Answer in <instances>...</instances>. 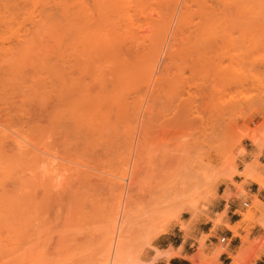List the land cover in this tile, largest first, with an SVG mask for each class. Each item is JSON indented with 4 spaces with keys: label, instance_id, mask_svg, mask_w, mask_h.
Wrapping results in <instances>:
<instances>
[{
    "label": "rangeland",
    "instance_id": "374dc122",
    "mask_svg": "<svg viewBox=\"0 0 264 264\" xmlns=\"http://www.w3.org/2000/svg\"><path fill=\"white\" fill-rule=\"evenodd\" d=\"M196 5H191L192 11L196 8L193 15L198 14L193 17L194 22L191 23L194 24H174L178 7L171 11V0H158L155 4L146 5L144 12L135 16L134 30L136 34L139 32V40L142 41L140 38L146 24L158 9H162L171 18L167 25L169 39L166 37L154 69L145 58L131 61L132 71L121 76L123 81L115 89L110 84L114 78L111 67L103 59H98L89 62V71L78 76L76 85L67 82L66 88L54 89L57 92L52 94L53 91L47 89L51 84L57 86V79L42 64L55 51V44L49 41L43 47H31L21 67V92L16 97L15 93L11 94V104L17 98L14 105L20 109L9 120V132H19L27 142L26 148L35 144L40 146L42 151L37 150V154L41 159L38 160L40 162L31 161L36 155L32 153L21 156L10 153L0 163V264H104L109 256L104 250L106 234L112 228V217L120 218L125 200L130 203L126 208L123 237L133 259H150L155 252L147 249L148 242L151 241L153 248L158 249L155 247L160 243L158 237L178 226L180 231H173L192 242L186 248L187 255H198V264H217V260L210 263V258L226 245L219 242L218 235L216 249L209 251L206 242L213 239V229L208 234H195L194 225L204 219L212 222L209 216H212L213 202L218 193L227 185L241 190L247 167L252 166L253 172L264 178L263 167L258 160L260 151L249 139L255 140L264 132V0H197ZM241 31L246 33L248 67L253 74L248 92L250 102L235 114L233 123L236 125L222 133L220 131L224 130H217L212 122L217 115L212 120L207 119L212 111H220L217 104L220 97L216 95L221 93V89L213 70L218 62V53L226 47L224 42L237 37ZM189 37L190 42L186 41ZM140 41L139 44L142 43ZM129 42L131 39H125L124 45ZM165 49L170 55L163 53ZM105 81V86H101ZM62 96L68 101L78 102L74 110L85 118L81 121L70 119L64 110L66 103H63L65 99ZM81 97L83 101L80 103ZM87 99L89 101L85 102ZM40 103L45 108L42 111ZM11 104L13 113L15 107ZM31 116L34 119H30ZM36 118H39L37 123H43H38L40 127H46L38 131L41 136L31 131L32 120ZM193 120L197 125H193ZM47 129L51 130L50 133L46 132ZM35 137L39 139L36 142ZM30 139L35 140L32 142ZM240 143L247 155L237 159ZM49 165L55 169L54 173L61 174L58 173V178L54 175L57 180L54 177L50 182L54 186L49 183L50 187H47V183L43 186L41 182L40 169ZM198 166L205 167L201 171L207 175L203 179L204 184L187 195L183 192L187 182L183 179L189 173L186 170ZM121 171H126V175L122 179L125 193L120 197L110 180ZM130 172L134 173L132 181L128 178ZM224 173H229L230 177L221 178ZM232 176H235L234 183ZM237 179H241L240 182ZM231 195L237 196L228 194L226 189L221 194L226 198ZM189 201L194 204L190 206ZM260 209V201L255 196L237 211L241 219L236 223L240 222L239 229L244 231L241 242L253 255L259 242L258 238H249V234L255 225H262L264 213L255 215ZM155 212L162 215L161 219L152 218L148 227H141L143 219ZM219 214L223 216L224 211ZM167 250L157 251L156 256L166 257Z\"/></svg>",
    "mask_w": 264,
    "mask_h": 264
},
{
    "label": "bare ground",
    "instance_id": "6f19581e",
    "mask_svg": "<svg viewBox=\"0 0 264 264\" xmlns=\"http://www.w3.org/2000/svg\"><path fill=\"white\" fill-rule=\"evenodd\" d=\"M171 1H172L171 11H174L173 9H176L178 7V13L176 14L177 17L174 24H189V23L194 24L191 22L192 21L194 22L193 17L195 14L193 15V12L195 11L196 8L194 9V11H192L191 5H196L197 0H181V1L171 0ZM157 2L158 0H0V163H3L5 159H7V156L10 153L17 155L20 154V156L21 154L28 155L32 153L36 155L32 157L31 161L32 160L38 161L41 159V156L37 154V150L42 151V148L40 146H38L37 144L35 145L31 144L33 146L32 148H26L27 142L19 132L12 131L14 134H11L9 132V120L11 116L15 115L20 109L18 106L16 107V105H14L15 101H18L17 98L16 99L14 98L15 101L13 100L14 103L11 104L12 102L10 99L11 94L15 93L14 97H16L17 96L16 94H19V92H21L20 91L22 87L20 83V78L22 75L21 67L31 47L32 46L43 47L46 45V42L49 41H52L55 44V51L50 55L46 63L44 62L42 64L43 67L47 69L49 74L53 76L55 79H57V83H58L57 86L55 84H51V87L47 89V91L50 90L53 91L52 94H54L55 91L57 92V90L54 89L66 88L65 86L67 85V82H69L70 85L71 84L76 85V79L79 78L78 76L81 75L82 73L85 72L87 73L89 71V62L98 59L99 60L103 59L111 67V73L114 78L113 80H111V82L112 81L113 82L112 83L110 82V84L112 85L113 89H115L116 87H119L120 83H122L123 81L121 76L123 77V74H125L127 71L129 72V70L133 68V63H131V61L133 62L139 60L140 58L142 59L145 58L146 62L150 61L149 65L151 69L152 68L154 69L155 60H157L158 57L161 56L163 44L165 43L166 37L168 36L167 25L170 24V19H171L169 15L163 12L162 9H158L159 11L157 12V14L154 17H152L146 24L147 28L145 29L144 32H142V36L140 38V39L143 38L142 41L139 40L140 37L139 32L136 31L137 32L136 34L134 30L136 25L134 24L135 16L142 14L146 8V5H152ZM197 22H200V20ZM125 39H131V42H129L127 46L124 45ZM139 41L142 42L143 44L142 43L139 44ZM186 41L190 42L191 37H189L188 40L186 39ZM246 42H247L246 33L243 31H241L237 37L235 38L230 37L229 40H227V42L225 41L224 43H226V47L223 46L225 48L223 49V52L221 49V52L218 53L219 54L217 55L218 62H216L217 64L215 65L213 70L215 71L216 78L214 75L213 77L217 80V83L220 85L219 89H221L220 91L217 88V90L220 91L221 93L219 95H216L220 97V103H217L216 101V103L219 104L218 107L220 108V111L219 109L217 110L215 109L216 113L219 112L220 113L216 114L215 112L212 111L214 115H212L213 113L211 112L207 119L210 118L209 120H212L213 116L217 115L216 117H214V121L212 122H214L215 128L217 130H224V131H220L222 133H224L226 129L233 126V124L235 123L234 118H236L235 114L241 112L245 108L244 106L246 104L248 105V103L250 102L248 99V92L252 83L253 74L251 68L248 67L249 57L246 51V47H247ZM133 44L135 47H132ZM142 45L144 46L141 48ZM166 52H168V49L167 51L166 49L165 51H163V53ZM220 54L221 55L223 54L221 58H220L221 56ZM168 55L170 54H167V56ZM212 60L210 61L212 62ZM105 83L106 81L104 82V84L102 82L101 86L102 85L105 86ZM217 83L215 85H217ZM209 89L211 91H217L214 88H213L214 90H212L211 88ZM213 93L215 94L218 92H212L211 94ZM52 94H50V96ZM206 95L208 94L206 93ZM63 97L64 96H62L61 98ZM64 99L65 101H63V103L64 102L66 103V107L64 106L65 107L64 110H67V113L71 117L69 118L75 121H81L80 119H82L84 115L80 113H76L74 110L75 108L78 107V102L74 103L73 99H71V101H68L67 98H63V100ZM206 99H207L206 100L207 104L208 103L210 104V102H208V98ZM82 101L83 98L81 97L80 103ZM88 101L89 100L87 99V101L85 102ZM10 104L15 107L13 108L15 111L13 112L14 114L11 113L12 106H10ZM17 104L19 105V102ZM217 104H215L216 106L214 105V107L217 108ZM88 106L89 105H87L86 107ZM40 107H41L40 111H42V109H45L44 106L42 108L41 103H40ZM52 107L53 105L50 107V109H52ZM84 108H85V104H84ZM86 110H88V108ZM53 111L52 113H54ZM52 113L51 115H53ZM44 115L41 114V116ZM87 115L88 113H86V119L88 118ZM56 117H58V115ZM30 119H34V118L31 116ZM207 119H206V123H207ZM36 120L39 121V118L38 119L36 118L35 121L32 120L31 131L32 133L36 135L40 134L39 136H41V132L39 133L38 131L44 130L43 128L46 127H40V124L42 122H38L40 123L38 124ZM193 121H194V123L192 122L193 125H197L196 124L197 121L196 122L195 120ZM210 124L213 123H211L210 121ZM65 125H69V124H65ZM64 129L66 128L64 127ZM47 131H49V129H47L46 132ZM50 131L48 133H50ZM44 132L42 131V134ZM217 132L220 133L219 131ZM44 134H46L45 135L46 137L48 136L47 133ZM247 136L249 137V134ZM66 138H64V140H66ZM35 139H34L35 142L39 140L38 137L37 138L35 137ZM30 140L32 142L34 141L33 139ZM62 140L63 137L61 141ZM41 142H42L41 144H44L43 141ZM52 142L54 143L53 140ZM59 163L61 164V162ZM204 166H206L207 168V165ZM29 167L28 169L31 170V168ZM65 168L67 169V167ZM190 168H192L190 171L189 168L186 170L189 172L186 175L187 176L186 179H183L184 182L185 180L187 181L185 185L186 187H184V191H183V192H187L186 193L187 195L193 194V192H195L197 188L201 187L204 184V180H203L204 177L207 176L206 173L204 174V172H201L205 168L203 166H198L196 169H194L193 167ZM247 168L248 170L245 171L244 173V180L242 182V185L244 183L254 182L258 184L260 189H264V178L261 175L255 174L253 172L254 170L252 166ZM59 169L58 171L61 170L63 171L62 165H61V170ZM40 170H41L40 174L42 176L40 177L43 178V181L41 182H43V186L44 183L45 184L47 183L46 185L47 187H50L51 184L52 186H54L53 185L54 183H50L53 182L52 178L54 180L56 177L58 178L59 176L58 173L61 174V172H58L57 174L54 173L55 169L52 167V165L41 168ZM62 173L65 174L64 171ZM128 174L129 173H127V175ZM54 175H56V177ZM125 175H126V171L123 172L121 171V173L115 174L114 177L110 180L112 188L114 189L115 192L118 193L120 197L121 195H123L122 193H125L123 192V188H125L124 187L125 185L122 182V179L124 178ZM133 175L130 172L128 178H130L131 181L133 180ZM184 177L185 176H183V178ZM229 177H230L229 173H224V175L221 176V178L223 179H227ZM66 181L63 182L65 183ZM228 190H226V192L230 194V191ZM180 192H182V190H180ZM121 202H122L121 200L118 202L119 205ZM129 203L130 202L128 200H125L122 210L120 209L122 213L120 212L121 215H119L120 218L118 217L119 218L118 220H117V216L112 217L111 220L112 228H110L106 234L108 235V238L106 237L107 240L105 241V249H104L105 252L108 253L107 255L109 256L106 257L107 261L104 264H129V262L133 260V257L128 250L127 240L126 238L123 237V229H124V225L126 224L125 219L127 217L126 208L128 207ZM189 203L190 206L194 204L192 201H189ZM217 214L209 216V219L214 223V225H215V220L217 218L222 219V215L217 217ZM158 215H160L158 212H155L154 215L149 214V216L145 218V220L143 219V223L141 224V227L144 228L148 227L149 223L152 221V218L155 219L159 217L161 219L162 215L160 216ZM116 220L119 222L118 224H116V226L118 227L117 234L114 232ZM139 224L140 222L138 223V225ZM229 224L226 223V226L233 232V235H237L241 237V234L238 231L240 227V222L235 223L233 225H229ZM155 235H157V233H155ZM238 248H239L238 251L236 250V253H233L227 251L228 249L226 250L224 246L223 249L218 250L213 254V256L210 258L211 259L210 263L216 261L218 259V255L221 252H228V255L233 258L234 262H237L238 257L240 254H242L244 247L241 246ZM179 254H180L179 250H173L172 248H169L167 250L166 258L169 256H178ZM183 257L187 259L190 262V264H198L199 262L198 255L196 254L184 255Z\"/></svg>",
    "mask_w": 264,
    "mask_h": 264
},
{
    "label": "crops",
    "instance_id": "0c3cea01",
    "mask_svg": "<svg viewBox=\"0 0 264 264\" xmlns=\"http://www.w3.org/2000/svg\"><path fill=\"white\" fill-rule=\"evenodd\" d=\"M261 149H264V145ZM258 160L262 164L264 171V151H260ZM240 180L241 179H237L236 181L240 182ZM225 189L230 191V194H237V196L231 195L229 198L222 197L221 194ZM255 196L261 204V209L255 212V215L259 216L261 213H264V189H260L254 182L244 183L241 190L237 189L235 186L227 185V187H223L222 191L218 193L216 199L213 202V209L211 213L212 215H215L224 211V215L222 216L223 223L214 226L212 222L204 219L199 221L198 224L194 225L193 231L195 234H208L210 233L211 229H213V239L209 238L208 243L206 242V245L208 244L209 251L213 252L216 249L215 244L217 242L216 238L218 235L225 236L226 242L224 244L226 245V250L228 249L227 251L229 252L236 253V250L238 251L239 249L238 247H244L242 254H240L238 257L237 262H234L233 258L228 255V252H221L218 255L217 264H264V240H262V238H264V227H262L260 224H257L251 229L249 234V238H258L259 242L255 250H253V255L252 252L250 253L248 251V246L244 242H241V237L233 235L232 231L225 225V223H230L229 225H233L240 221L241 216L237 211L243 209V205H248ZM243 199H246V201L243 202ZM262 225H264V219L262 220ZM173 229L180 231L178 226H173L171 230L158 237L157 240L160 243L156 244L155 247L159 250H167L172 248L173 250H179L180 254L178 256H172L173 258L167 262L165 259H163L166 257L158 256L161 257V259L158 261V264H188V260L183 256L189 254L186 248L190 247L192 242H190L188 238H183L181 234L175 233ZM238 231L240 234H244L242 229H239ZM181 245H183L182 248L180 247Z\"/></svg>",
    "mask_w": 264,
    "mask_h": 264
},
{
    "label": "clouds",
    "instance_id": "9594fccd",
    "mask_svg": "<svg viewBox=\"0 0 264 264\" xmlns=\"http://www.w3.org/2000/svg\"><path fill=\"white\" fill-rule=\"evenodd\" d=\"M251 141H252V143L255 145V147L257 148V150L258 151H264V149H261V145H264V132H262V133H260L258 136H257V138L255 139V140H253V139H251V138H249ZM242 142V141H241ZM247 155V151H246V149L241 145V143H240V145H239V147H238V149H237V159H239L241 156H246ZM229 171H230V169H229ZM238 171V170H237ZM239 172V171H238ZM235 176H232L231 177V180L233 181V183L235 182L234 180H233V178H234ZM199 203V201H197V204ZM196 204V205H197ZM195 205V206H196ZM182 214V213H181ZM221 214H217V217H219ZM223 223V221H222V219H220V218H217L216 220H215V225H220V224H222ZM262 227H264V225H261ZM221 243H223V240L221 241ZM181 248L183 247V245H181L180 246ZM147 249H152L154 252H155V255L154 256H152L150 259H147V260H145V259H142V257L141 258H138V259H133V260H131L130 262H129V264H158V261L161 259V257H157L156 256V252L157 251H160V250H158V249H155V248H153V244H152V242L151 241H149L148 242V246H147ZM173 257L172 256H170V257H167V258H163V259H165V261L167 262V261H169V260H171Z\"/></svg>",
    "mask_w": 264,
    "mask_h": 264
},
{
    "label": "built area",
    "instance_id": "2783aa9c",
    "mask_svg": "<svg viewBox=\"0 0 264 264\" xmlns=\"http://www.w3.org/2000/svg\"><path fill=\"white\" fill-rule=\"evenodd\" d=\"M222 240H223V243H225V242H226V238H225V236H224V235L219 237V242H221Z\"/></svg>",
    "mask_w": 264,
    "mask_h": 264
}]
</instances>
